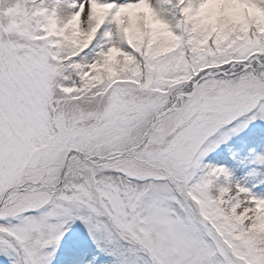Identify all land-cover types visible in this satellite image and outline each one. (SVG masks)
<instances>
[{
	"label": "snow or ice",
	"instance_id": "6c2138e0",
	"mask_svg": "<svg viewBox=\"0 0 264 264\" xmlns=\"http://www.w3.org/2000/svg\"><path fill=\"white\" fill-rule=\"evenodd\" d=\"M0 264H264V0H0Z\"/></svg>",
	"mask_w": 264,
	"mask_h": 264
}]
</instances>
